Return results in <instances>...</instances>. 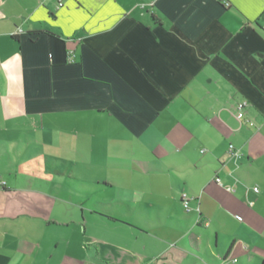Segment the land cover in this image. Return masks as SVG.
I'll use <instances>...</instances> for the list:
<instances>
[{
	"label": "crops",
	"instance_id": "1",
	"mask_svg": "<svg viewBox=\"0 0 264 264\" xmlns=\"http://www.w3.org/2000/svg\"><path fill=\"white\" fill-rule=\"evenodd\" d=\"M263 26L264 0H0V264H260Z\"/></svg>",
	"mask_w": 264,
	"mask_h": 264
},
{
	"label": "built area",
	"instance_id": "2",
	"mask_svg": "<svg viewBox=\"0 0 264 264\" xmlns=\"http://www.w3.org/2000/svg\"><path fill=\"white\" fill-rule=\"evenodd\" d=\"M227 5V4H225ZM62 6V2L59 1L58 2V7ZM262 29L264 30V26L262 27ZM246 107H247V103L245 101H237L232 105V110H233V117L235 118V120L238 122L239 126H242L244 124L248 125L249 127H254V123L251 120H247L245 118L246 115ZM228 151L231 155V157L235 160H237L238 158L241 157V154L238 150H236L232 145H229L228 147ZM216 183H220L219 179L216 178L215 179ZM254 191H256L257 189L254 188ZM193 200V197L182 193L181 194V205L184 209L185 212H189L190 208H189V203ZM198 210V209H197ZM240 219V218H238ZM232 263H235L236 260L232 259L231 260ZM222 264H228V262L223 261Z\"/></svg>",
	"mask_w": 264,
	"mask_h": 264
},
{
	"label": "trees",
	"instance_id": "3",
	"mask_svg": "<svg viewBox=\"0 0 264 264\" xmlns=\"http://www.w3.org/2000/svg\"><path fill=\"white\" fill-rule=\"evenodd\" d=\"M260 264H264V260L260 262Z\"/></svg>",
	"mask_w": 264,
	"mask_h": 264
}]
</instances>
